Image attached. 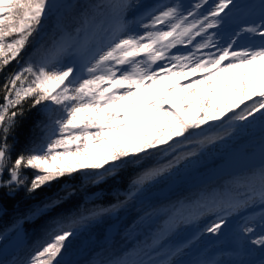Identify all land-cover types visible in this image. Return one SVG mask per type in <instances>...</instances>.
I'll return each instance as SVG.
<instances>
[{
    "label": "snow or ice",
    "instance_id": "snow-or-ice-1",
    "mask_svg": "<svg viewBox=\"0 0 264 264\" xmlns=\"http://www.w3.org/2000/svg\"><path fill=\"white\" fill-rule=\"evenodd\" d=\"M135 6L124 0L120 8ZM53 7L52 0H0V190L8 195L22 187L32 194L82 171L95 174L93 182H97L115 177L129 161L139 163L153 151H163L167 157L171 150L166 163L143 167L121 201L127 203L198 155L195 150L178 152V148L213 145L250 121H264V0L259 23L233 33V37L258 36V46L237 49L236 39L230 38L224 46L217 39L218 30L237 7L236 0H197L188 10L164 5L149 13L140 34L130 31L123 11L111 22H98L92 10L87 5L81 9L77 0L79 24L29 52ZM178 46H191V50L180 52ZM14 61L20 67L8 71ZM26 103L30 108L51 105L59 115L48 116L38 145L13 156L17 118L24 115ZM225 120L228 127L221 131L190 139L205 126L212 128ZM257 195L259 225L246 219L239 235L264 255V169L259 189L252 187L245 198L219 204L217 218L200 236L223 234L229 217L242 214ZM58 207L51 201L45 205L49 212ZM107 211L81 214L71 223L84 224ZM38 212L41 209L33 215ZM152 214L145 212V216ZM190 223L192 218L171 213L152 244L137 253L135 264H184V255L199 236L171 247L168 238ZM74 235L72 227L59 228L25 260L11 264H62V254ZM192 264L224 261L205 258Z\"/></svg>",
    "mask_w": 264,
    "mask_h": 264
},
{
    "label": "trees",
    "instance_id": "trees-1",
    "mask_svg": "<svg viewBox=\"0 0 264 264\" xmlns=\"http://www.w3.org/2000/svg\"><path fill=\"white\" fill-rule=\"evenodd\" d=\"M242 1L245 0H236V4L241 5ZM123 2L124 0H79L80 8L83 9L87 5L97 16L98 22L101 20L111 22L120 15L122 12L120 5ZM246 2L252 6L250 9L252 14H261L262 0H246ZM96 5L103 7L96 9ZM76 6L77 0H64L60 5L53 7L43 20L38 40L33 42L28 51L33 52L38 43L51 42L73 24H79L80 18L75 14ZM19 67L20 65L14 61L8 71ZM2 83L3 76L0 75V85ZM24 109V115L17 118L13 156L33 144L38 145L42 137V128L48 123V116L56 115L51 105L47 108L44 106L30 108L26 103ZM221 130V127L218 129L214 126L200 136L215 134ZM262 131L264 130L261 129L260 132ZM260 132L258 131L257 134ZM249 134L240 137L237 147L261 139L258 137L249 139ZM195 148V145H191L177 151L183 152ZM172 155L170 151L167 157L163 151H153L150 155L142 157L139 163L129 161L124 164L115 177L106 176L104 180L97 182H93L96 180L95 174L82 171L71 180L62 179L53 182L32 194L23 187L11 195L7 194V190H0V260L3 264H11L13 260L18 262L25 260L30 253L50 238V233L62 227H72L74 231L77 230V234L70 238L67 249L62 254V264H100L101 261H114L124 257L129 259L132 253L142 254L141 250H146V246L152 244L156 233L163 228L171 213L174 211L179 213L182 208L190 212V207L201 200L196 195L198 189H203L207 199L209 197L207 185L189 187V182H186L175 184L174 189L162 196L155 194L148 197L162 190L166 185L128 200L127 203H121L128 196V192L132 189V181L143 167L166 163ZM262 169L264 168H251L236 177L224 175L217 178L214 182L220 190L218 197L213 200L217 199L220 204L224 201L236 200L238 196L236 188H248L247 182L251 177H260ZM26 174L32 175L31 172ZM253 187L259 189L260 183H255ZM57 197L60 200H57ZM48 201L59 203L60 207L55 212H49L45 208ZM36 209H41V212L33 215ZM101 209L109 211L93 217L84 224L71 223L73 218L81 214L99 212ZM145 212L153 214L145 216Z\"/></svg>",
    "mask_w": 264,
    "mask_h": 264
},
{
    "label": "rangeland",
    "instance_id": "rangeland-1",
    "mask_svg": "<svg viewBox=\"0 0 264 264\" xmlns=\"http://www.w3.org/2000/svg\"><path fill=\"white\" fill-rule=\"evenodd\" d=\"M63 1L64 0H52L54 7L60 5ZM131 2L136 6L131 9L122 11L127 19L128 28L130 29V31L140 34L145 31L144 28H142L140 25L142 23L148 22L149 13H155L158 9L167 4H175L180 6L184 10H188L191 9L192 5H194L197 0H131ZM239 5L240 4H237V7L234 8L226 18V23H224L223 26L218 30L219 34L217 39L219 40L220 45L224 46V44L228 42L230 38H234L236 39V44L234 45V47L237 49L245 48L250 45L258 46L261 43V40L258 36H252L248 33H241L239 37H233V33L239 31L245 25L259 23L261 17V14L254 15L250 12L252 6L248 5L246 0L242 1V4L240 6ZM178 47L180 52L191 50V46H189V48L187 49L183 46ZM175 52L176 50L174 49L173 53ZM55 114L59 115V113L57 112H55ZM214 126L218 129H220V127L223 129L228 127V122L227 120H225L222 124L217 122V124L213 125L212 128H214ZM212 128L205 126L203 132H200L198 130L190 138H199L201 134L206 131L208 132ZM261 129L264 130V121H260L259 118H257L255 122L250 121L248 125L244 127H238V130L231 137H228L221 142H217L213 145L196 147L195 151H197L198 153L196 157L185 161L169 176L152 183L142 193L137 195L141 196L145 193L152 192L153 190H156L158 189V187H162L163 185L169 186L170 184L175 183V181H179L177 185L189 182V187L207 185V193L209 195L208 199L205 195V191L203 189H198L196 195L201 200L197 202L195 206L190 207V212L184 211V208H182L179 213L174 211L175 213H178L180 215L192 218V223L185 225L179 232L171 235L168 238V246L171 247L177 243H184L190 239H193L194 236H199V239H193L192 244L189 246V249L184 255V264H192V262L196 261L197 259L205 258H216V260L224 261V264H229L230 259L224 258L221 255L223 253H229L228 251L232 250L230 244L235 242H239L242 249L245 251L251 250L256 256L261 254L259 253L258 249L251 246L249 242L245 241L239 235V226L244 222V220L251 219L254 223L259 225L261 209L259 207L260 199L258 195L255 202H250L249 207L244 210L242 214L232 215L229 217L228 227L223 230V234L212 236L205 233L200 236V232L203 230V228L210 224L213 220H215L217 218V213L219 212L218 205L220 203L217 202V199H213H215V197H218L217 195L220 189L217 183H215L214 181L217 180V178L223 177L224 175H233L236 177L251 168H264V158H260L264 156V146H261L264 144V131L260 132ZM258 131L260 132V135L257 134ZM248 134L249 139H255V137L261 139L255 142L246 143L245 149L241 151L242 153L240 155H238L239 153H236L234 154V156H223L237 147L238 143H240V137H244ZM255 144L261 147H254ZM182 148L185 147H180L177 150ZM256 149L258 151H261L259 153V155L261 156L256 154L254 155V157L259 156V158L253 157V154L256 153L255 151H257ZM169 151L171 152V150ZM261 159H263L261 163H255ZM225 160L228 161L225 163ZM223 162L225 164H223ZM212 182L214 183L212 184ZM255 183H260V177H251L247 182V184L249 185L248 188L237 187L236 192L238 193V196H236V200L245 198ZM179 206L180 208L182 207L181 204ZM151 231L152 230H150V232ZM260 231L261 228L257 227V234H259ZM75 234H77V230L75 231ZM14 240L15 238L13 239V241ZM132 256H134V258ZM122 259L125 264H135L139 257L137 253H132L129 259H127L126 257Z\"/></svg>",
    "mask_w": 264,
    "mask_h": 264
},
{
    "label": "bare ground",
    "instance_id": "bare-ground-1",
    "mask_svg": "<svg viewBox=\"0 0 264 264\" xmlns=\"http://www.w3.org/2000/svg\"><path fill=\"white\" fill-rule=\"evenodd\" d=\"M261 146H264V144L261 145ZM261 146H259V147H261ZM259 147H257V148H259ZM255 152L256 153L253 154V157L256 154L259 155V153L261 151H258L257 150ZM259 156H261V155H259ZM259 156H255L254 158H259ZM260 158H264V156L263 157H260ZM262 160L263 159L258 160L255 163H259V162L261 163ZM230 245H231V249L232 250L231 251H228L229 253H223L221 256H223L224 258L230 259V262H233V264H234L235 261H239V260L245 261L246 264H260V261L262 259H264V255H262V254L256 256L254 254V252H252L251 250H248V251L243 250L242 247H241V244L239 242L231 243ZM214 260H216V258H214ZM230 262H229V264H230Z\"/></svg>",
    "mask_w": 264,
    "mask_h": 264
},
{
    "label": "water",
    "instance_id": "water-1",
    "mask_svg": "<svg viewBox=\"0 0 264 264\" xmlns=\"http://www.w3.org/2000/svg\"><path fill=\"white\" fill-rule=\"evenodd\" d=\"M261 145V144H260ZM245 146L246 145H244V146H241V147H236V148H234V149H232L230 152H228L227 154H225V155H223L224 157H227L228 155H230V156H234V154H236V153H239L238 155H240L242 152V150H244L245 149ZM258 147L259 145H257V144H255V146L254 147ZM238 157V156H237ZM234 158H236V157H234ZM228 160H225L224 162L226 163ZM223 162V164H225ZM179 181H175V183H172V184H170L169 186H165L162 190H160V191H157V192H155V193H153V194H151L150 196H148V197H151V196H154L155 194H158V195H165V194H167L173 187H174V185L175 184H177ZM169 184V183H168Z\"/></svg>",
    "mask_w": 264,
    "mask_h": 264
}]
</instances>
